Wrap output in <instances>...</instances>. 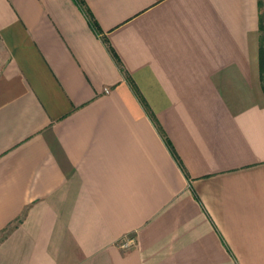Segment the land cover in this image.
Segmentation results:
<instances>
[{
	"label": "crops",
	"instance_id": "1",
	"mask_svg": "<svg viewBox=\"0 0 264 264\" xmlns=\"http://www.w3.org/2000/svg\"><path fill=\"white\" fill-rule=\"evenodd\" d=\"M82 1L0 0V264H264L259 1Z\"/></svg>",
	"mask_w": 264,
	"mask_h": 264
},
{
	"label": "trees",
	"instance_id": "2",
	"mask_svg": "<svg viewBox=\"0 0 264 264\" xmlns=\"http://www.w3.org/2000/svg\"><path fill=\"white\" fill-rule=\"evenodd\" d=\"M75 2V4L77 5V7L83 12V14H85V16L87 17L89 24L93 27V29L96 30V25L95 22L92 19L91 14L88 12V10L86 9L84 3L82 0H73ZM112 52V51H111ZM112 55L114 56V54L112 53ZM115 57V56H114ZM260 57H261V52L259 49V68L261 71V61H260ZM131 87L133 89V91L135 92V94L137 95L138 99L141 101V103L143 104V106L145 107V103L144 101L141 99L140 95L138 94V92L136 91V89L134 88V86L131 83ZM146 108V107H145ZM155 122V120H154ZM155 126L157 128V131L159 133V135L161 136V138L163 139V141L165 142L166 146L168 147V149L171 151V153L173 154V156L175 157V159L177 160V163L179 164V161L177 159V157L174 155L173 151H172V147L170 145V143L168 142V140L165 138L163 132L161 131L160 127L157 125V123L155 122ZM180 165V164H179Z\"/></svg>",
	"mask_w": 264,
	"mask_h": 264
},
{
	"label": "rangeland",
	"instance_id": "3",
	"mask_svg": "<svg viewBox=\"0 0 264 264\" xmlns=\"http://www.w3.org/2000/svg\"><path fill=\"white\" fill-rule=\"evenodd\" d=\"M259 1V49L261 52L260 83L264 91V0Z\"/></svg>",
	"mask_w": 264,
	"mask_h": 264
},
{
	"label": "built area",
	"instance_id": "4",
	"mask_svg": "<svg viewBox=\"0 0 264 264\" xmlns=\"http://www.w3.org/2000/svg\"><path fill=\"white\" fill-rule=\"evenodd\" d=\"M130 244H131V240L128 239V240H126V241H124V242L122 243V246L127 247V246L130 245Z\"/></svg>",
	"mask_w": 264,
	"mask_h": 264
}]
</instances>
